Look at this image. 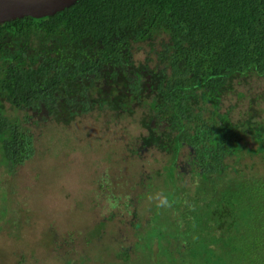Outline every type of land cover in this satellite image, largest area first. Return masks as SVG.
I'll use <instances>...</instances> for the list:
<instances>
[{"label":"trees","instance_id":"trees-1","mask_svg":"<svg viewBox=\"0 0 264 264\" xmlns=\"http://www.w3.org/2000/svg\"><path fill=\"white\" fill-rule=\"evenodd\" d=\"M136 43L152 56L136 62ZM252 77L264 79V0H76L50 16L2 22L0 157L12 170L32 156L29 124L138 114L136 152L168 154L167 182L178 179L185 147L196 178L191 192L163 191L176 213L165 215L169 225L152 217L153 227L137 233L146 264H264V174L225 162L253 152L241 144L247 137L264 149V91L238 119L219 111ZM179 219L175 246L170 228Z\"/></svg>","mask_w":264,"mask_h":264},{"label":"rangeland","instance_id":"rangeland-1","mask_svg":"<svg viewBox=\"0 0 264 264\" xmlns=\"http://www.w3.org/2000/svg\"><path fill=\"white\" fill-rule=\"evenodd\" d=\"M151 56L145 43L134 44L136 62ZM234 88L244 96L229 93L219 106L232 120L242 116L250 96L264 91V79L252 77ZM259 107L264 109L262 101ZM9 114L20 118L21 113ZM137 118L138 114L116 116L102 110L76 116L65 126L53 122L27 126L34 133L32 156L12 170L0 157V264L149 262L137 233L153 227L152 217L169 225L165 215L172 219L176 213L172 207H156L148 197L165 189L178 193L174 185L179 193L191 192L196 178L188 169L194 165L190 166L185 147L176 159L178 179L173 182L165 179V168L171 167L168 154L154 148L136 152L144 133ZM241 144L253 152L243 158L236 152L225 162L239 163L244 173L264 174V149L248 137ZM134 221L141 224L138 229L131 226ZM184 227L185 221L179 219L170 228L173 245L182 244L179 235ZM124 248L126 254L120 256ZM150 248L155 254L153 242ZM162 249L168 254L164 244Z\"/></svg>","mask_w":264,"mask_h":264},{"label":"water","instance_id":"water-1","mask_svg":"<svg viewBox=\"0 0 264 264\" xmlns=\"http://www.w3.org/2000/svg\"><path fill=\"white\" fill-rule=\"evenodd\" d=\"M76 0H0V23L25 16H50Z\"/></svg>","mask_w":264,"mask_h":264},{"label":"clouds","instance_id":"clouds-1","mask_svg":"<svg viewBox=\"0 0 264 264\" xmlns=\"http://www.w3.org/2000/svg\"><path fill=\"white\" fill-rule=\"evenodd\" d=\"M139 129L136 130V134L139 133ZM148 200L150 202H155L156 207L158 208H170L172 206L171 201L169 200V198L164 195L163 193H156L153 195H150L148 197ZM111 207H113V205H111V203L109 204V209L111 210Z\"/></svg>","mask_w":264,"mask_h":264}]
</instances>
